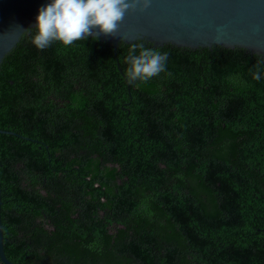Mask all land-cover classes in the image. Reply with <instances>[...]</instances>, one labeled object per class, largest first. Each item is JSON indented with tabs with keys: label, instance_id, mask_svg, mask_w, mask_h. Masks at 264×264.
I'll list each match as a JSON object with an SVG mask.
<instances>
[{
	"label": "trees",
	"instance_id": "trees-1",
	"mask_svg": "<svg viewBox=\"0 0 264 264\" xmlns=\"http://www.w3.org/2000/svg\"><path fill=\"white\" fill-rule=\"evenodd\" d=\"M130 45L38 50L25 33L3 58L5 257L264 264V60L163 45L167 71L130 85Z\"/></svg>",
	"mask_w": 264,
	"mask_h": 264
},
{
	"label": "water",
	"instance_id": "water-1",
	"mask_svg": "<svg viewBox=\"0 0 264 264\" xmlns=\"http://www.w3.org/2000/svg\"><path fill=\"white\" fill-rule=\"evenodd\" d=\"M51 2L0 0V64L19 42L20 30L35 28L38 9ZM98 31L89 37L111 45L114 54L119 43L145 41L154 48H239L264 60V0H150L147 9L137 3L127 12L113 35ZM0 261L13 264L4 255L1 221Z\"/></svg>",
	"mask_w": 264,
	"mask_h": 264
},
{
	"label": "clouds",
	"instance_id": "clouds-1",
	"mask_svg": "<svg viewBox=\"0 0 264 264\" xmlns=\"http://www.w3.org/2000/svg\"><path fill=\"white\" fill-rule=\"evenodd\" d=\"M137 3L141 11L150 6V0H52L38 9L35 30H19L21 34H28L31 44L38 50L54 42L69 46L73 41L93 36V29L99 30L97 35H113L125 14L134 10ZM168 58V52L147 48L143 42L131 44L125 60L127 82L138 85L165 73ZM254 68L251 75L259 81L264 73L259 64Z\"/></svg>",
	"mask_w": 264,
	"mask_h": 264
}]
</instances>
